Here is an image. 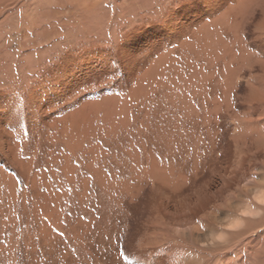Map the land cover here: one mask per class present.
Here are the masks:
<instances>
[{
    "label": "rangeland",
    "instance_id": "rangeland-1",
    "mask_svg": "<svg viewBox=\"0 0 264 264\" xmlns=\"http://www.w3.org/2000/svg\"><path fill=\"white\" fill-rule=\"evenodd\" d=\"M255 92L264 0H0V264H264ZM153 173L207 209L147 232L130 193Z\"/></svg>",
    "mask_w": 264,
    "mask_h": 264
},
{
    "label": "bare ground",
    "instance_id": "bare-ground-1",
    "mask_svg": "<svg viewBox=\"0 0 264 264\" xmlns=\"http://www.w3.org/2000/svg\"><path fill=\"white\" fill-rule=\"evenodd\" d=\"M256 1V0H255ZM191 2V1H190ZM259 2V1H258ZM257 2V3H258ZM253 2H251L252 4ZM86 4V3H85ZM89 4V5H88ZM90 1L88 2L87 1V6H90ZM92 7V6H90ZM187 61V60H186ZM190 76V75H189ZM190 78V77H189ZM190 81V80H189ZM191 82V81H190ZM263 93L261 92H258L252 96L255 100H257L258 96H261ZM31 96V95H30ZM264 97V95H262ZM29 97V96H28ZM34 97V96H33ZM37 97V96H36ZM35 99V97H34ZM33 99V100H34ZM32 100V101H33ZM253 100V99H252ZM263 99H261L262 101ZM31 101V102H32ZM35 102V101H34ZM260 102V101H259ZM263 102V101H262ZM33 103V102H32ZM146 104V103H145ZM11 108V107H10ZM225 109V108H224ZM239 116V115H238ZM238 118V117H236ZM201 122V121H200ZM194 124V123H193ZM165 125V124H164ZM186 125V124H185ZM169 126V125H168ZM187 126V125H186ZM201 126V125H200ZM190 127V126H188ZM193 128V127H192ZM207 128V127H206ZM186 129V128H185ZM191 129V128H190ZM194 130V129H193ZM164 131V130H163ZM210 131V129H209ZM208 131V132H209ZM173 133V132H172ZM214 134V133H212ZM202 136V135H201ZM194 137V136H193ZM254 137V136H253ZM253 137H243L241 140H240V143H244L246 144L247 140H251L252 142H254V138ZM196 138V137H195ZM212 138V137H211ZM196 139H199V138H196ZM204 139V138H203ZM214 139V138H213ZM239 140V139H238ZM246 141V142H245ZM257 141V140H256ZM251 143V142H250ZM256 143V142H255ZM243 144V145H244ZM250 145V144H249ZM256 144L252 143V147H255ZM203 146V145H202ZM209 146V145H207ZM211 146V145H210ZM216 146V145H215ZM238 147V146H237ZM236 147V148H237ZM242 147V146H240ZM257 147V146H256ZM255 147V148H256ZM212 148V147H211ZM243 148V147H242ZM192 149V148H191ZM195 149V147H194ZM200 150L199 151H204V150H201V148H199ZM204 149V148H203ZM248 149V148H247ZM178 150V149H177ZM193 150V149H192ZM206 151V150H205ZM210 151V150H209ZM215 152H217L216 149H214ZM197 152V150H196ZM212 153V152H211ZM242 153H245L242 149L240 150V154ZM194 154V153H193ZM199 154V153H198ZM203 153H201V156ZM234 155V154H233ZM187 156L189 155H182L181 156H177V160L178 159H183L181 161H185L186 158H188ZM191 156V155H190ZM210 156V155H204V157H202V159H207V157ZM193 157V156H192ZM212 158V157H211ZM217 158V153L215 154V158H213L212 160L210 159L211 161V164L209 165H213L215 164L213 161L216 160ZM175 159V157H174ZM192 159V158H191ZM201 159V160H202ZM176 160V161H177ZM194 160V159H193ZM179 161V160H178ZM189 161V160H188ZM194 161V165L193 167L190 169H196L197 171L200 170V168H204L205 167H208V164L206 166V164L204 165L203 163H199L201 165H198V161H200V159H195ZM243 161V160H242ZM172 162V161H171ZM241 162V161H239ZM243 164V162H241ZM175 164V163H172V165ZM178 164V163H176ZM183 164V163H182ZM181 164V165H182ZM180 166V165H179ZM195 166V167H194ZM156 167V166H155ZM153 167V168H155ZM210 167V166H209ZM116 168V167H115ZM190 169L188 170V172H192L190 171ZM203 169V170H204ZM214 169V168H213ZM196 170L194 171V173H196ZM240 173L238 172V170L234 171V177H239ZM242 175V174H241ZM195 176V175H194ZM161 177V176H160ZM156 173H153L151 174L149 177L146 176L144 181L139 183L137 186H134L136 188V190H133L130 194L132 196V198L134 199V203L133 205L129 208V211H130V214H142V213H146L148 215V222H147V232H149V230L153 229V226L158 224L159 223V220L160 218L162 219V217H164V223H166V221H170V223H172V225L174 224V222H178L179 220H186L188 219L189 215L186 214V211L189 210L191 211V214H194V213H198V212H204L206 209H207V204L210 202V193H207L204 191V189L202 190L201 188L203 187H199L197 188L196 184H195V177L194 179L190 178V177H187L185 179V183L184 181L183 182H179V184H175L173 185L172 187L174 186H177L175 188H170V186H166L165 182L161 180L160 178ZM160 179V180H159ZM235 179V178H234ZM240 180V179H239ZM35 182V181H34ZM59 183V182H58ZM148 183H151V186L148 184ZM178 183V182H177ZM145 184H148V186H150L147 190H145L144 188V185ZM186 184L188 185H191V187H193L196 191H197V194H196V199L194 200L193 197L190 195V193L186 192L185 189H183L184 186H186ZM56 189V188H55ZM198 189H201L202 191L200 192V190ZM188 191V190H187ZM56 194H54V196H58L59 194L55 191ZM148 196L147 199H144L146 196ZM62 195V194H61ZM16 196V195H15ZM60 196V195H59ZM194 196V195H193ZM140 197V199H139ZM57 198V197H56ZM258 198V197H257ZM260 201H264V195L260 196L258 198ZM167 201V202H165ZM173 203V208L174 210H170V203ZM119 205L115 204L112 208V226H113V229L111 230L112 231V234L114 232V234L120 230L122 231V228L120 227L121 225H119V222H122V220L125 221V228H127L129 226V223H127L128 221V218L127 216L125 217L124 214L121 213V210H120V207H118ZM199 209H197L196 208ZM201 210V211H200ZM126 215V214H125ZM212 219H215L217 217V214L216 213H210L209 215ZM125 217V218H124ZM159 219L156 221V219ZM161 224V223H160ZM179 224V223H178ZM145 225V226H146ZM236 225V224H235ZM159 226V225H158ZM199 226L200 225H196L193 229V235L196 236V238H198L197 240L203 242V241H209L211 239V237L209 236L207 239L206 237H204V235H202L199 231ZM233 226V225H232ZM120 227V229H118ZM123 227V226H122ZM166 227V226H165ZM168 227V226H167ZM236 227V226H235ZM134 229L133 230H138L137 228V224L134 225L133 227ZM171 228V227H170ZM153 232V231H152ZM192 234V233H191ZM114 236V235H113ZM112 236V237H113ZM117 236V235H116ZM120 236V235H119ZM109 237V236H108ZM129 237V241L128 242V246L129 247H132L133 244L132 242L135 243V241H139V244L143 241L142 237H137L135 234L131 236V234L128 236ZM193 237V236H192ZM110 238V237H109ZM116 238V237H115ZM219 238V237H218ZM108 239V238H107ZM118 239V237H117ZM213 239V238H212ZM100 240V239H99ZM115 240V239H114ZM121 240V239H119ZM142 240V241H140ZM111 241V240H110ZM109 241V242H110ZM116 241V240H115ZM214 241V240H213ZM113 242V241H111ZM118 243V242H117ZM114 244V243H113ZM115 247V245H113ZM112 246V247H113ZM117 246V245H116ZM120 246V245H119ZM119 246H117L118 249L115 250L116 253L114 254H117V256H121V254L119 253L120 249H119ZM159 246V245H158ZM114 249V248H113Z\"/></svg>",
    "mask_w": 264,
    "mask_h": 264
},
{
    "label": "snow or ice",
    "instance_id": "snow-or-ice-1",
    "mask_svg": "<svg viewBox=\"0 0 264 264\" xmlns=\"http://www.w3.org/2000/svg\"><path fill=\"white\" fill-rule=\"evenodd\" d=\"M261 203H264V201H261Z\"/></svg>",
    "mask_w": 264,
    "mask_h": 264
}]
</instances>
